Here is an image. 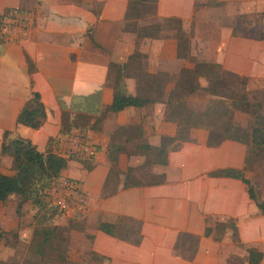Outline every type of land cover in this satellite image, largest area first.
Masks as SVG:
<instances>
[{
	"label": "crops",
	"instance_id": "crops-1",
	"mask_svg": "<svg viewBox=\"0 0 264 264\" xmlns=\"http://www.w3.org/2000/svg\"><path fill=\"white\" fill-rule=\"evenodd\" d=\"M126 1L0 0V15L18 8L29 20L24 35L11 41L0 35V143L5 131L8 137L29 140L39 152L65 157L85 138L94 150L91 160L85 166L67 160L60 178L74 181L84 196L78 238L107 264H246L248 249L260 251L258 264H264V215L245 184L207 175L222 168L241 170L264 202V168H259L264 157L248 160L245 144L238 141L208 143L203 110L215 96L210 93L214 80L188 74V85H182L180 76L195 63L217 62L222 77L244 78L248 87L262 81L264 0H156L153 14L139 24L180 19L189 33L184 58L176 56L175 38L163 31L155 38L123 31ZM133 52L137 60L128 59ZM124 63L121 90L148 102L105 111L117 65ZM31 90L45 113L36 129L15 122ZM74 102L81 106L72 109ZM62 107L67 109L63 127ZM79 111L88 121L76 127L71 121ZM178 123H190L185 141L179 139ZM142 145L163 146L164 164ZM137 160L140 166L132 167ZM0 162V172L12 174L10 157L0 156ZM109 162L127 168L108 179ZM53 194L60 195V189ZM228 218L234 236L228 224L204 236L206 225ZM99 223L112 225V234L100 230Z\"/></svg>",
	"mask_w": 264,
	"mask_h": 264
},
{
	"label": "trees",
	"instance_id": "trees-1",
	"mask_svg": "<svg viewBox=\"0 0 264 264\" xmlns=\"http://www.w3.org/2000/svg\"><path fill=\"white\" fill-rule=\"evenodd\" d=\"M156 0H127L126 7L123 15L122 30L129 31L137 37H157L161 31L172 36L176 40V56L184 58L188 51V38L189 33L182 29L180 19L175 17H166L162 20L144 23L139 21L142 19L149 18L155 10ZM11 13H20L25 15L21 9L12 8L6 9L0 15V21ZM165 34V35H166ZM260 37H263L261 34ZM94 44V43H93ZM98 47L97 44H94ZM139 57L137 52H133L128 59ZM28 72H31L32 65L27 60ZM125 63L123 65H117L118 70L116 78L113 85V94L111 102L107 105L104 110L108 112H117L125 107H140L148 102L147 99H141L137 96L125 94L120 88V81L123 75L126 74L125 70L120 71L121 67L125 68ZM222 68L217 62H199L195 63L191 69H182L181 72L208 76L214 81V89L210 91L212 96L206 101L203 114L213 115L215 117L226 115L230 109L234 107H241L240 103L234 105V101H228L227 98L221 95H216L215 86L217 82H220V86L223 85ZM240 82L245 83V79L241 78ZM243 99V98H242ZM78 106L75 102L72 103V109H77ZM63 108V107H62ZM65 108L61 109V126H65L64 118L66 117ZM67 110V109H66ZM44 107L39 99L36 91H30V97L24 102L20 110L18 111L15 122L23 126L30 127L32 129L38 128L44 120ZM88 121V115L85 112H77L71 123L73 126H79L80 124H85ZM96 121V120H95ZM260 121V120H259ZM258 120L253 122V127L250 129L249 134H245L242 129L227 125L224 128V133L219 135L218 139H212L209 131L208 143L216 144L224 139H230L244 143L246 146L247 153L249 155L250 151H261L264 150V126L259 125ZM95 123V122H94ZM93 123V124H94ZM92 124V125H93ZM190 123H178L177 130L180 141H185L187 139L186 130ZM162 140L171 141L172 138L164 137ZM52 139L48 142L50 143ZM140 148L143 150H148L152 152V156L155 157L156 162L164 164L165 149L163 146L152 147L149 145H142ZM112 151L108 153V157L112 162L114 160V153L111 155ZM7 155L11 159V169L12 174H4L0 172V202L6 201L10 196H15L21 199V201H29L35 204L38 209H44L37 218L38 223H42L46 220V214L52 215L56 211L59 213L57 208L51 205L45 196L46 190L50 187L52 183L58 180L61 175L60 172L65 168L66 161L69 159H75L79 161L83 166L91 160V155H79L72 152L66 154V156H61L53 151L45 150L44 152H39L34 145L27 139L20 137H8V133L5 131L2 133V141L0 143V156ZM252 157V156H251ZM250 157V158H251ZM248 157L247 159L250 160ZM208 176H227L240 179L246 186V192L248 197L254 202L257 209L264 215V202L260 201L250 186L249 181L243 176L241 170L234 168H222L217 169L207 173ZM48 212V213H47ZM228 224L232 230L233 236L236 234L235 227L233 225V220L228 218L222 222H215L214 225H206L204 229V236L211 234L213 227H222ZM98 228L106 233L111 232L112 225L106 223H99ZM36 234L43 235V240H47V236L52 235L53 231H47V229L34 230ZM187 237L188 234H185ZM191 238V237H190ZM189 257V256H188ZM262 257V253L255 249H248L247 251V262L246 264H258ZM5 264V263H0Z\"/></svg>",
	"mask_w": 264,
	"mask_h": 264
},
{
	"label": "rangeland",
	"instance_id": "rangeland-1",
	"mask_svg": "<svg viewBox=\"0 0 264 264\" xmlns=\"http://www.w3.org/2000/svg\"><path fill=\"white\" fill-rule=\"evenodd\" d=\"M11 13V12H10ZM263 17V16H261ZM257 18V17H256ZM262 19V18H261ZM161 34V33H160ZM188 73H181L182 85H188ZM225 85L220 86L216 83L215 89L223 93L228 101L240 103V108L230 109L226 115L213 116L207 115L206 124L210 130L211 138L218 139L224 133V128L229 124L236 126L245 134H249L255 120H260L259 125L264 126V78L255 83L254 86L242 84L239 78H234L232 74L223 76ZM218 87L221 89H218ZM224 87V90H223ZM216 90V91H217ZM178 97H175V99ZM243 98V99H242ZM197 100L195 103H199ZM112 153L110 154L111 157ZM255 155L264 157V150L250 151V160ZM127 157V156H126ZM124 161H127L125 158ZM260 161L259 168H264V161ZM132 167L140 166L141 160L133 161ZM2 163V162H0ZM2 166V164H0ZM126 167L119 169L116 165L109 162L108 179H112V173L123 174ZM9 170L12 171L11 165ZM256 171V170H255ZM254 171V172H255ZM253 172V170H252ZM256 174V173H255ZM258 174V173H257ZM256 174V175H257ZM260 174V173H259ZM258 174V175H259ZM263 175V173H262ZM261 181V180H260ZM0 207V263L5 264H107L106 258L94 254L91 250L86 251L84 242L78 238V231L84 218L76 214L70 217L56 211L55 214H46V220L42 223L37 222V218L44 209H38L35 204L29 201H21L20 198L10 196ZM48 213V212H47ZM52 230L53 234L43 240V235L36 234L34 230ZM133 232V231H132ZM132 234V233H130ZM125 235V234H124ZM135 237V234H132ZM191 242V241H189ZM182 250L189 248L182 246Z\"/></svg>",
	"mask_w": 264,
	"mask_h": 264
},
{
	"label": "built area",
	"instance_id": "built-area-1",
	"mask_svg": "<svg viewBox=\"0 0 264 264\" xmlns=\"http://www.w3.org/2000/svg\"><path fill=\"white\" fill-rule=\"evenodd\" d=\"M29 27V20L20 13H10L0 21V35L7 41L14 40L19 35H24ZM72 153L79 155H90L94 152L85 138L80 137ZM57 184L52 183L46 190V200L57 208L60 214L65 217L82 214L85 210V200L79 187L74 181L67 178H60ZM60 189V195H54L55 191Z\"/></svg>",
	"mask_w": 264,
	"mask_h": 264
}]
</instances>
